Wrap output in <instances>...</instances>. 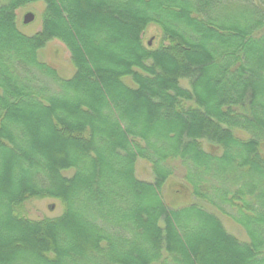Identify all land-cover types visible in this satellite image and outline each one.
<instances>
[{
    "label": "trees",
    "instance_id": "16d2710c",
    "mask_svg": "<svg viewBox=\"0 0 264 264\" xmlns=\"http://www.w3.org/2000/svg\"><path fill=\"white\" fill-rule=\"evenodd\" d=\"M52 40L70 79L39 58ZM178 173L197 201L171 208ZM34 198L61 215L30 219ZM0 264H264V0H0Z\"/></svg>",
    "mask_w": 264,
    "mask_h": 264
},
{
    "label": "rangeland",
    "instance_id": "374dc122",
    "mask_svg": "<svg viewBox=\"0 0 264 264\" xmlns=\"http://www.w3.org/2000/svg\"><path fill=\"white\" fill-rule=\"evenodd\" d=\"M45 9V3L39 1L37 3L23 7L16 12L17 17V28L18 30L28 36H32L41 30L42 26V14ZM28 13H32L35 17L34 21L30 24L24 23V18ZM144 44H150L152 49H157L160 45H167L164 41L162 31L157 26H149L143 35ZM150 42V43H149ZM152 42V43H151ZM40 60L55 69L58 75L64 79H70L74 73L75 69L71 61V56L68 49L58 40L50 41L44 49L39 52ZM125 83L129 86H133V81L131 78H126ZM181 86L185 89H189V81H181ZM44 119L37 123L38 127L44 125ZM40 126V127H41ZM43 127V126H42ZM42 129V128H41ZM43 131V129H42ZM43 135L46 136L47 141L55 146L59 144L54 143L51 137H48L44 132ZM240 137L244 138L245 134L237 133ZM204 148L209 149V144L203 142ZM49 154L51 152L48 150ZM74 172L68 171L64 172V176L70 177ZM136 176L141 181L152 182L154 179L153 171L151 166L143 160H138L136 166ZM182 173H178L176 177L169 179L163 190V198L165 203L171 208H177L181 205L196 202L193 200L190 193L185 194L181 191L186 184L183 182ZM182 192V193H181ZM54 205V209L50 210V206ZM210 212L216 213L220 220L222 221L227 232L242 242H247L249 240L245 230L233 222L228 217L219 215L213 208L206 207ZM25 212L27 216L32 220H41L44 218H55L61 215L62 206L60 201L51 198H34L30 199L25 205Z\"/></svg>",
    "mask_w": 264,
    "mask_h": 264
},
{
    "label": "water",
    "instance_id": "95a60500",
    "mask_svg": "<svg viewBox=\"0 0 264 264\" xmlns=\"http://www.w3.org/2000/svg\"><path fill=\"white\" fill-rule=\"evenodd\" d=\"M35 19L34 15L32 13H28L25 18H24V23L25 24H29L31 22H33ZM150 45V44H149ZM50 210H53L54 209V205H51L50 207Z\"/></svg>",
    "mask_w": 264,
    "mask_h": 264
}]
</instances>
